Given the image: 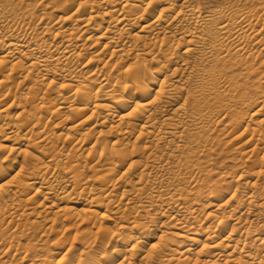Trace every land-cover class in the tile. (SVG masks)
Segmentation results:
<instances>
[{
	"label": "bare ground",
	"instance_id": "obj_1",
	"mask_svg": "<svg viewBox=\"0 0 264 264\" xmlns=\"http://www.w3.org/2000/svg\"><path fill=\"white\" fill-rule=\"evenodd\" d=\"M259 48L264 0H0V264H264Z\"/></svg>",
	"mask_w": 264,
	"mask_h": 264
},
{
	"label": "rangeland",
	"instance_id": "obj_2",
	"mask_svg": "<svg viewBox=\"0 0 264 264\" xmlns=\"http://www.w3.org/2000/svg\"><path fill=\"white\" fill-rule=\"evenodd\" d=\"M228 1L229 0H201V2L204 3L205 6L211 8V9H214V8L216 9L218 7H221ZM258 51H260L259 52L260 55H259V58L256 59V62H255L256 65H255L254 70H253L254 72H253V74L250 75V78L248 77V81L249 82L251 81V83L253 85L255 84L253 86V88L259 87L258 90H260L259 92H261V94H262L264 92V50H260V48H259ZM252 80H254V81H252ZM239 83L240 84L243 83L242 79L239 81ZM21 92H23V91H21ZM253 93H255V91ZM70 117H72V115ZM67 126L68 125H66L65 123L61 124V126L59 128L60 131L66 132ZM222 142L223 143L226 142V139H224V141H222ZM215 144L216 145H213V147L216 150L215 154H217V155H214L212 157L213 164L216 166H223V167L226 166L228 169H232V167L234 165L233 164V161H234L233 156L235 157L238 155L236 153V151L232 150L231 144H223L222 145V144H218L217 142ZM217 147H219L220 151L218 150ZM221 149H223V150H221ZM232 151H233V153H229ZM219 153L221 154V156ZM231 156H232V158H231ZM229 166H230V168H229ZM10 177L11 176L9 175L7 178L0 181V184H3L4 182L8 181L10 179ZM214 182H215V179L212 180V183H211V181L209 183L214 184ZM210 184H208V185H210ZM210 186H212V185H210ZM49 216L51 218L52 215H49ZM30 226L32 227V225H30ZM34 228H36V227H34ZM59 230H60V232H59ZM32 231H34L35 234L33 232V235L22 237V240L19 243L15 242V247L20 248L21 250L31 248V250L37 256V259L39 262L43 261L45 255H46V252L48 250H55V248H57L58 245H59L58 246L59 248L67 249V247H69L72 243H74V233H70V234L67 233V235H66L65 234L66 232H64L63 229L62 230L58 229L57 231L59 233L58 232L50 233V235L46 234L44 236L42 235V233L44 232L42 226L39 228H36V231L35 230H32ZM61 231H62V233H61ZM71 236H72V238H71ZM57 243H59V244H57ZM20 244H21V246H20ZM61 250H63V249H61Z\"/></svg>",
	"mask_w": 264,
	"mask_h": 264
}]
</instances>
